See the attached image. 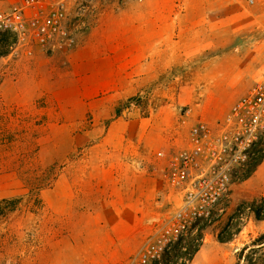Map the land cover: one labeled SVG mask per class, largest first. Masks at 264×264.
Returning <instances> with one entry per match:
<instances>
[{
	"label": "rangeland",
	"instance_id": "rangeland-1",
	"mask_svg": "<svg viewBox=\"0 0 264 264\" xmlns=\"http://www.w3.org/2000/svg\"><path fill=\"white\" fill-rule=\"evenodd\" d=\"M217 1L197 20L206 50L186 52L189 64L124 99L104 121L72 98L67 53L32 63L11 53L10 33L0 34V264H134L147 240L171 226L182 198L169 182L173 154L194 123L224 118L264 75V0ZM3 4L0 11L14 5ZM195 7L187 23L198 19ZM260 197L257 167L232 185L223 213L183 233L178 253L202 243L217 253L215 264H235L264 231L245 207ZM231 217L242 230L220 243ZM207 263L197 253L187 262Z\"/></svg>",
	"mask_w": 264,
	"mask_h": 264
},
{
	"label": "built area",
	"instance_id": "built-area-1",
	"mask_svg": "<svg viewBox=\"0 0 264 264\" xmlns=\"http://www.w3.org/2000/svg\"><path fill=\"white\" fill-rule=\"evenodd\" d=\"M125 1L21 0L0 11V34L13 36L10 48L15 55L68 53L83 42L109 4ZM96 2L102 6L96 8ZM190 111L189 107L183 110L184 121ZM263 161L264 75L224 118L191 126L187 144L170 160L169 182L181 195V204L171 226L147 240L134 264H163L164 254L182 243L185 231H198L204 221L227 209L232 185Z\"/></svg>",
	"mask_w": 264,
	"mask_h": 264
},
{
	"label": "crops",
	"instance_id": "crops-1",
	"mask_svg": "<svg viewBox=\"0 0 264 264\" xmlns=\"http://www.w3.org/2000/svg\"><path fill=\"white\" fill-rule=\"evenodd\" d=\"M18 1L3 0V5ZM217 3L130 0L123 8L114 5L119 10L105 12L83 42L61 59L66 64L63 78L73 84L72 98L86 103L96 120L104 121L118 113L124 99L141 94L148 85L166 83L168 72L192 61L186 52L206 50L200 46L201 23L197 20H206L207 12ZM194 6L198 19L187 23ZM45 59L46 55L38 51L26 60L37 63ZM259 168L264 175V161ZM203 248L197 255L203 254L207 264H215L217 253L211 246Z\"/></svg>",
	"mask_w": 264,
	"mask_h": 264
},
{
	"label": "trees",
	"instance_id": "trees-1",
	"mask_svg": "<svg viewBox=\"0 0 264 264\" xmlns=\"http://www.w3.org/2000/svg\"><path fill=\"white\" fill-rule=\"evenodd\" d=\"M245 207L252 213L257 220H264V197L255 199L252 201H246ZM234 217L229 219V222L225 223L219 233H217V240L221 243L231 242L235 239V236L241 232L242 228L237 222H233ZM230 227V230H228ZM205 227L200 226V230ZM181 242H177L171 251L164 254L163 264H177L181 258H184L180 264H187L188 261L192 260L193 256L200 250L202 243L195 245L194 248L189 246L186 247L184 254L180 255L178 252L181 248ZM235 264H264V231L258 233L251 242L245 243L237 251V261Z\"/></svg>",
	"mask_w": 264,
	"mask_h": 264
}]
</instances>
